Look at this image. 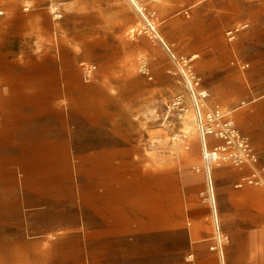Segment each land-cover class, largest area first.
Returning <instances> with one entry per match:
<instances>
[{
    "label": "crops",
    "instance_id": "crops-1",
    "mask_svg": "<svg viewBox=\"0 0 264 264\" xmlns=\"http://www.w3.org/2000/svg\"><path fill=\"white\" fill-rule=\"evenodd\" d=\"M136 1L157 18L151 7ZM239 24L250 23H234L227 30ZM254 26L264 27V18ZM246 32L233 43L223 38L229 63L247 72L254 91L264 92V46L247 56L237 52L236 43ZM243 41L262 44L264 36L249 34ZM146 57L155 79V67ZM3 59L0 264H264V192L234 189L247 168H231L235 179L212 170L217 232L210 206L199 197L204 177L192 172L194 160L179 162L174 171L164 160L168 150L162 149V162L153 160L154 150L139 146L144 136L138 132H117V146H111L116 143H107L110 133L90 131L92 142L75 151L74 179L70 150L80 132L68 131L67 119L59 123L52 109L63 101L57 70L49 69L47 88L38 82L35 60L27 67L18 62L22 82L14 83V62ZM197 60L194 69L202 80ZM162 67L167 74L168 65ZM201 88L209 106H221ZM64 101L71 105L68 96ZM244 104L232 116L264 165V93ZM225 167L230 168H219Z\"/></svg>",
    "mask_w": 264,
    "mask_h": 264
},
{
    "label": "rangeland",
    "instance_id": "rangeland-1",
    "mask_svg": "<svg viewBox=\"0 0 264 264\" xmlns=\"http://www.w3.org/2000/svg\"><path fill=\"white\" fill-rule=\"evenodd\" d=\"M138 1L156 12L158 33L174 43L173 49L197 54L201 83L211 102L233 110L264 93L254 91L248 84L247 72L229 63L223 40L231 24L249 22L245 30L248 32L236 43L237 52L247 56L262 49L264 43L243 40L249 34L264 36V27H253L255 21L264 18V9L259 11L264 0ZM137 23L127 0H0V97L2 61L7 56L14 62V83L22 82L17 77L18 62L27 67L35 60L40 71L38 82L47 88L51 83L49 69L57 70L58 98L63 101L59 100L52 109L59 123L67 119L68 131L80 132L70 150L74 179L75 151L92 142L90 131L110 133L107 143H116L111 146H117V132H138L144 136L139 146L154 150L149 155L153 160L160 158L162 162V149L168 150V154L164 151V160L174 171L181 161L194 160L193 173L200 164L198 139L193 124L188 122L191 113L180 116L176 110L168 109L169 102L182 89L168 72L161 73L163 63L168 65V71L171 65L158 45L145 36L134 40L128 37L127 31ZM139 56L151 58L155 79L148 81L138 72ZM87 65L95 67L88 80L83 74ZM62 67L66 68L64 72ZM66 96L71 105L64 103ZM214 169L236 178L231 168Z\"/></svg>",
    "mask_w": 264,
    "mask_h": 264
},
{
    "label": "built area",
    "instance_id": "built-area-1",
    "mask_svg": "<svg viewBox=\"0 0 264 264\" xmlns=\"http://www.w3.org/2000/svg\"><path fill=\"white\" fill-rule=\"evenodd\" d=\"M127 1L138 18L137 25L127 31L128 37L134 40L145 36L153 44L158 45L171 65L168 74L182 89V92L175 95L169 102L168 109L176 110L180 116H186L188 113L192 115L200 149V164L194 168V172L202 174L204 177V190L199 192V197L210 206L213 215L212 222L217 232L212 180L213 168L228 166L240 169L245 167L249 170L248 174L240 177L234 188L237 190L256 188L264 192V166L259 163V157L251 147L249 139L237 129L232 116L233 110H225L218 105H208V93L201 89V78L194 69L196 56L175 53L173 46L158 33L155 15L136 0ZM246 29V24L236 25L227 30L224 37L228 43H233L238 35ZM83 68L84 78L88 80L95 67L87 65ZM137 70L148 81L152 80L146 57L138 58ZM215 238L219 243L220 237L216 234Z\"/></svg>",
    "mask_w": 264,
    "mask_h": 264
},
{
    "label": "bare ground",
    "instance_id": "bare-ground-1",
    "mask_svg": "<svg viewBox=\"0 0 264 264\" xmlns=\"http://www.w3.org/2000/svg\"><path fill=\"white\" fill-rule=\"evenodd\" d=\"M55 18H58V17H55ZM189 115V113L186 115V116H188ZM191 120H193L192 118H191ZM194 125V124H193ZM194 127V126H193ZM188 133V131H185V134H187ZM181 138L183 137V136H180ZM176 139H178L179 140V138L178 137H175ZM185 149H188V148H185ZM119 203V202H118Z\"/></svg>",
    "mask_w": 264,
    "mask_h": 264
}]
</instances>
